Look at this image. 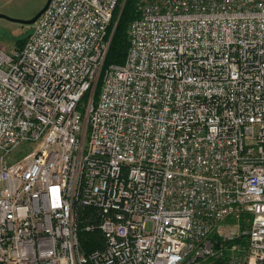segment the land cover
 <instances>
[{
    "label": "built area",
    "instance_id": "1",
    "mask_svg": "<svg viewBox=\"0 0 264 264\" xmlns=\"http://www.w3.org/2000/svg\"><path fill=\"white\" fill-rule=\"evenodd\" d=\"M118 4L0 50V264H264V0H141L103 69Z\"/></svg>",
    "mask_w": 264,
    "mask_h": 264
},
{
    "label": "trees",
    "instance_id": "2",
    "mask_svg": "<svg viewBox=\"0 0 264 264\" xmlns=\"http://www.w3.org/2000/svg\"><path fill=\"white\" fill-rule=\"evenodd\" d=\"M140 2L141 0H119V4L113 13L107 30L109 47L103 63V69L111 65L120 66L124 63L129 46L128 28L139 17L138 6ZM25 41L26 39L19 46H16V49L20 50L24 46ZM98 91L99 84L96 87L94 98L97 97ZM91 212L92 210L89 208L83 209L81 213L83 223H87L86 219L91 216ZM79 239L85 254H89L95 249L102 247L100 233L96 230L87 232L82 228L79 233Z\"/></svg>",
    "mask_w": 264,
    "mask_h": 264
},
{
    "label": "rangeland",
    "instance_id": "3",
    "mask_svg": "<svg viewBox=\"0 0 264 264\" xmlns=\"http://www.w3.org/2000/svg\"><path fill=\"white\" fill-rule=\"evenodd\" d=\"M46 1L0 0V14L9 19L30 20L44 7ZM32 27L0 19V50L8 53L19 46L30 34ZM24 153H28V150L18 153L19 157Z\"/></svg>",
    "mask_w": 264,
    "mask_h": 264
},
{
    "label": "water",
    "instance_id": "4",
    "mask_svg": "<svg viewBox=\"0 0 264 264\" xmlns=\"http://www.w3.org/2000/svg\"><path fill=\"white\" fill-rule=\"evenodd\" d=\"M49 2H50V0H47L46 4L44 5V7L30 20L22 21V20L9 19V18H7L6 16H4L2 14H0V19H7V20H9L11 22H14V23H18V24H22V25H26V26H33L34 23L36 22V20L40 17V15L47 8Z\"/></svg>",
    "mask_w": 264,
    "mask_h": 264
}]
</instances>
